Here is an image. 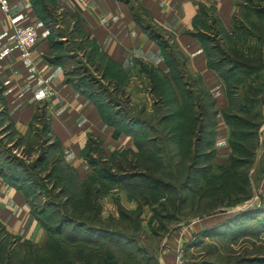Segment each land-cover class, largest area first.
<instances>
[{"label":"crops","instance_id":"crops-1","mask_svg":"<svg viewBox=\"0 0 264 264\" xmlns=\"http://www.w3.org/2000/svg\"><path fill=\"white\" fill-rule=\"evenodd\" d=\"M5 1L7 11L0 10V129L10 127L18 140L44 131L54 159L72 169L78 183L93 172L90 161L97 153L103 161L185 162L183 147L192 143L182 138L198 124L210 131L212 162L228 160L229 128L223 117L228 96L222 79L208 67L210 44L204 37L218 45L233 39L245 0ZM27 24L34 25L37 42L30 56L21 58L12 29ZM257 44L264 80V36ZM75 60L84 63L100 86L91 96L68 77L66 65ZM253 82L247 79L238 95ZM208 113L210 126L205 124ZM261 131L254 150L255 169L262 166L252 191L256 205L257 199L264 201ZM166 142L172 146L167 159L161 149ZM223 210L186 219L169 230V243L159 255L162 264H177V252L182 255L201 226L236 212ZM0 228L20 244L43 247L47 240L23 192L1 175ZM258 238L264 242V232Z\"/></svg>","mask_w":264,"mask_h":264},{"label":"rangeland","instance_id":"rangeland-1","mask_svg":"<svg viewBox=\"0 0 264 264\" xmlns=\"http://www.w3.org/2000/svg\"><path fill=\"white\" fill-rule=\"evenodd\" d=\"M248 3L262 9L263 12L258 15L249 14L247 18L236 22L237 30H239L237 36L238 45H258L257 40H252L248 36L251 34L257 36L264 34V0H249ZM61 51L62 48L58 50V52ZM66 69L69 79L79 84V86L81 85L85 91L90 92L100 87L99 84L94 85L92 81H96L95 76L91 74L90 70H87L84 63L80 60L67 64ZM256 75H259V72ZM252 79L255 80L254 77ZM261 81L259 79L257 85ZM253 85H255L254 82ZM236 94L232 102V112L239 115L243 122H237L234 126H231V132L233 133V140L239 146L238 150H236V155L246 157L247 151L249 153V144L253 142L257 145L258 137L260 136L259 131L262 130L261 136L264 137V98L257 97V99L254 98L251 101L243 102V99L247 98L243 97V94H240V96L238 94L236 96ZM254 97L256 96L254 95ZM261 97H264V94ZM3 123V114H0V125H3ZM257 125L258 127H256ZM244 129H253L256 137H241L243 133L241 131ZM43 132L40 130L36 137L30 138V140H18L10 127L4 126L0 129V170L9 179H13H6L11 185L22 190L35 216L44 225L48 237L52 233H59L56 237L52 234L53 238H56L54 242L58 241L64 251L72 252L73 243H76L75 245L78 244L77 241L79 239L77 238L87 237V234L85 236L84 232L77 228L76 222H71L75 219H84V216L83 218L79 217L77 210L79 209L77 201L80 198L82 199V195L79 191H75V188H78L75 187L76 184L78 185L77 179L76 183L73 184V179L70 181L66 169L60 168V174L63 175L61 180L57 177L58 168L62 164L57 162V159H54L56 153L55 151L53 152V147L48 145ZM8 143H10V147L6 146ZM171 148L172 146L168 142L162 146L163 158H168L167 154L172 151ZM202 148L207 150L209 146H203ZM40 155L43 160L37 162ZM101 158L102 154L97 153L96 169H104L106 171L107 169L109 171L113 169L114 172H117L118 169H121L120 167L126 168L123 162L110 160V162L108 160L101 162ZM209 158L210 155L199 158L197 160L199 167H194V171L189 174L187 179L185 176L186 174L188 175V170H184V167L181 166L185 165V163L177 165V163L174 164L167 160L162 161L160 177L158 178L160 182L159 194L153 192L148 195L147 203L143 202L138 195L128 196L133 193H130L128 188L121 187L120 183L113 184L105 180L100 182L111 187L106 191L103 189V192L96 198V204L99 208V221L94 225L99 229H107L110 233H114L111 235V241L119 243L120 248L123 249L121 250L107 242L102 243L100 241V244L105 246L113 256L115 263L111 261L110 264H162L159 255L163 253L162 250L167 248V243L169 242H167L166 234L169 230L171 232L178 224H185L186 219L191 221L196 218L200 219L210 211L236 207L252 197V191L254 188L256 189L262 171V166H257L255 169V157H252L250 162L242 160L241 163H234L229 167L226 166V170L231 168L234 170L230 171L237 173L246 172L247 170L248 199L240 203L231 204L233 199L239 198V194L232 193V189H230V195L225 190V194H227V197L224 195L225 205H218L214 208L213 203L202 204L204 202L209 203V201H204L203 199L200 200L199 204L194 203L191 206V198L195 202L196 196L199 194L198 189L204 183V178L198 177L197 170L207 166L204 177L214 176L216 173L211 170V167L215 168L218 164L210 161L211 158ZM226 170L225 172H227ZM126 180L134 185L142 183V179L138 178ZM125 181L124 183H126ZM226 183L232 184L229 179L227 181V178ZM62 185L67 188L65 193H61ZM108 195H111V197ZM158 195L161 197L160 203H152ZM66 197H68L67 200ZM105 197L109 198L103 201ZM185 197V203L179 204L178 198ZM256 201L260 200L257 199ZM245 209H250V206L244 207L240 211ZM120 212L122 215H120ZM177 212L183 215L182 218L185 219L183 222L171 219L172 216H179ZM62 215L66 223L59 222ZM85 221L87 222V219ZM87 223L90 224L91 222ZM206 223L205 225L209 224V222ZM216 223L214 219L209 226L205 228L201 226L202 229H205V236H192L186 241L180 257L183 264H264V242L252 233L255 221L243 222L242 226L234 225L233 221L223 224ZM195 228L197 229L196 226ZM117 234L122 235V238L119 239ZM125 240L129 244H125ZM50 245L52 247L55 246L53 242ZM89 246L93 247L91 244ZM84 251L87 250L84 249ZM9 252L11 253L10 259L5 254ZM125 253L131 259L127 258ZM37 256H40V254L36 250L18 242L14 243L12 237L6 235L0 228V264H53V260H55L52 252L49 258L42 257L39 262L36 261ZM72 262L74 264H93L94 260L77 259Z\"/></svg>","mask_w":264,"mask_h":264},{"label":"trees","instance_id":"trees-1","mask_svg":"<svg viewBox=\"0 0 264 264\" xmlns=\"http://www.w3.org/2000/svg\"><path fill=\"white\" fill-rule=\"evenodd\" d=\"M249 0H245V5L243 7V18H247L249 14H256L258 15L259 13L263 12L262 9L254 7L253 5H250L248 3ZM238 22V21H236ZM234 24L236 33L233 39L230 37L226 38V43L225 45H218L217 42H212V39L210 37H204L207 38V42L210 45H206L208 47L207 50V58H208V67L212 70H214L218 77H220L224 83V86L226 88L227 96H228V105L226 108V111L224 112V121L228 125L229 128V138H228V143L230 147L231 154L228 158V160L222 164H218L215 168L211 167V170H214L216 173L214 176L210 175V177H204V173L206 169L208 168L207 166L199 168L197 170L198 172V177L204 178V183L199 187V194L196 196L195 202L192 201L191 198V206L195 204H199L200 200L204 201H209L204 202L202 204H211L213 203L214 208H216L218 205H225L224 199L227 197V194H231L230 189H232V193H238L239 198L233 199L231 204H236L240 203L249 197V191H248V179L246 177V172H233L230 170H234L231 168H228L226 170V166L229 167L234 163H241L242 160H246L247 162H250V159L254 157V151L256 144L251 142L249 144V153L247 151V154L244 156H237L236 155V150H238L237 142L233 140V133L231 132V126H234L235 123L239 122L242 123L243 120L242 118L239 117V115L234 114L232 112V102L234 100V95L235 93L238 94V90L243 87V84L247 81L249 78H255L256 84H248L249 88L248 91L243 93V97L245 96L247 99H243V102H246L248 100L252 99H257V97H261L264 94V80L261 78V67L262 64L260 62V57H259V49L257 45H238L237 44V36L239 33V30H237V24ZM254 27V25H253ZM264 36V34L257 36L255 34H251L248 37H253L255 40L259 41V39ZM240 43V42H239ZM234 44V45H233ZM236 44V45H235ZM246 46V50H244L243 47ZM217 53V54H216ZM218 55V56H216ZM255 71V72H254ZM259 72V75H256V73ZM84 78V77H83ZM250 79V80H251ZM261 79L262 81L260 84L257 85V81ZM90 82V81H89ZM79 90L87 95L91 96V91L87 92L85 91L81 85L79 86ZM234 89L235 93H234ZM93 91V90H92ZM236 94V96H237ZM254 95L256 97H254ZM251 96H253L251 98ZM211 114L208 113L206 115V125L210 126L211 124ZM258 127V125L256 126ZM241 132L242 135L241 137H253L255 136V131L253 129H244ZM210 131L207 130V128H201L198 125H196L195 129L192 130V132L189 135V131L183 136L182 141L185 140L187 142L191 141L192 147L191 146H186L183 147V150L187 153V161L185 162H179L178 164L185 163V165H181L184 167V170H188V175L186 174V179L189 178V174L194 171V167H199L197 165V160L201 157H205L210 155V161H212V156H213V150L211 148V140H210ZM256 137V136H255ZM256 139V138H255ZM209 146V149L203 150L202 147ZM191 150V153H190ZM40 160H43V157L41 155L39 156L37 162ZM108 161H113V162H122L120 159H117L116 161L114 158L107 159ZM104 160V161H107ZM101 162H104L103 160H100ZM109 161V162H110ZM91 164L94 167L93 172L89 177L84 180L81 183L76 184L75 191H79V193L82 195V199H78V212H79V217L84 219H75L71 222H76L77 228L81 229L85 236L87 234V237H78L79 241L76 243H73L72 245V252H68L67 250L64 251V248L60 247V243L54 242L56 241V238H53L52 234L59 235V233H52L51 235H47V240L45 242V245L43 247H35L29 244H26L28 247L33 248L36 250L40 256L36 257V261H41L42 257L49 258L51 252L53 254V257L55 260H53V264H74L72 261H76L77 259H82V260H87V259H93L94 263L93 264H110L111 261L115 263L113 260L112 254L109 252L105 246H102L100 244V241L107 242L119 249L120 245L117 242H112L111 241V235L114 233H110L107 229H99L95 227V223L99 221V208L98 205L96 204V198L98 195H100L103 192V189L106 191L110 187L108 185H104L103 183H100L102 181H109L112 182L113 184L115 183H120L121 187L128 188L130 190V194L128 196H135L138 195L140 199L143 202L147 203V196L151 195L153 192L155 194H159V177H160V168H161V163L160 162H133V163H124L127 168H122L118 169L117 172H114L113 169H110V171L107 169H96L95 163L96 160L90 161ZM120 166V165H119ZM60 168L66 169V172L68 173V177L70 181L72 180V183H76V176L73 172L72 169L68 168L67 166H60L59 172L57 177L61 180L63 175L60 174L61 170ZM130 170V171H129ZM225 170L227 172H225ZM262 170V169H261ZM0 170V175L4 178V180L10 184L6 179L8 180H13L9 179L7 175H4ZM132 172V173H131ZM262 172V171H261ZM129 178H138L142 179V183L134 185L132 183H129L126 179ZM226 178L227 181L228 179L230 180V183H226ZM126 180V181H125ZM124 181L126 183H124ZM11 185V184H10ZM14 186V185H11ZM16 187V186H14ZM183 187V186H182ZM19 190H21L19 187H16ZM61 193H65V190L67 189L66 186L62 185L61 187ZM131 188V189H130ZM225 190L227 191V194H225ZM22 191V190H21ZM24 194V193H23ZM225 195V197H224ZM25 197V195H24ZM26 198V197H25ZM68 197H66V200ZM154 199V198H153ZM161 197L158 195L152 203H160ZM27 200V199H26ZM160 200V201H159ZM186 197L185 198H178L179 204L185 203ZM28 202V201H27ZM29 204V203H28ZM230 204V205H231ZM30 205V204H29ZM197 206V205H196ZM229 206V205H228ZM206 207V206H205ZM74 208V207H73ZM72 208V209H73ZM205 210V209H203ZM33 211V210H32ZM34 213V212H33ZM155 214V212H154ZM177 214L181 219H183V215H181L180 212H177ZM120 215L121 212H120ZM35 216V214H34ZM168 216V215H167ZM36 217V216H35ZM123 217V216H122ZM169 217V216H168ZM175 216H172L171 219H173ZM158 218V217H157ZM170 218V217H169ZM168 218V219H169ZM38 222L42 225V227L45 229L44 225L42 222L36 217ZM87 219V222H91L90 224L85 221ZM254 220L255 223L253 224V231L252 233L254 235H260V233L264 232V202L259 201L258 205H255L252 203L250 205V209H245L242 211H237L234 213H230L227 215H223L221 221L219 224H223L225 222H230L233 221V224L236 226H242L245 220ZM59 222H64V216L62 215L59 219ZM66 223V222H64ZM228 226V225H227ZM46 231V229H45ZM167 231V230H166ZM205 229H201L196 233L195 236L201 237L205 236ZM82 236V235H80ZM92 236V237H90ZM118 238H122V235L117 234ZM117 238V239H118ZM53 242L55 245L52 247L50 244ZM125 244H129L128 241L125 240ZM15 243V241H14ZM89 244L93 245V247H90ZM86 249L87 251H84ZM56 250V252H55ZM123 250V249H121ZM7 255V258L10 259L9 256H11V253H5ZM61 255V256H60ZM125 256L129 258L128 254L125 253ZM131 259V258H129Z\"/></svg>","mask_w":264,"mask_h":264},{"label":"built area","instance_id":"built-area-1","mask_svg":"<svg viewBox=\"0 0 264 264\" xmlns=\"http://www.w3.org/2000/svg\"><path fill=\"white\" fill-rule=\"evenodd\" d=\"M0 10L7 11V4L5 0H0ZM12 40L17 48L21 58H27L32 53L36 42L37 33L33 24L16 26L12 29ZM181 251L176 254L177 264H182Z\"/></svg>","mask_w":264,"mask_h":264},{"label":"water","instance_id":"water-1","mask_svg":"<svg viewBox=\"0 0 264 264\" xmlns=\"http://www.w3.org/2000/svg\"><path fill=\"white\" fill-rule=\"evenodd\" d=\"M253 197H254V192L252 193V197L248 200V201H246V202H244V203H242V204H239V205H237L236 207H233V208H228V209H224L223 211H225V212H231V211H240L242 208H244V207H247V206H249V205H251L252 204V201H253ZM255 204V203H254ZM256 205V204H255ZM198 218H196V220H197Z\"/></svg>","mask_w":264,"mask_h":264}]
</instances>
